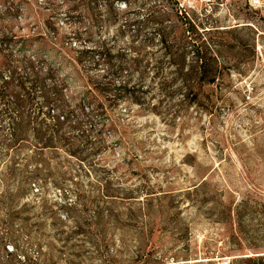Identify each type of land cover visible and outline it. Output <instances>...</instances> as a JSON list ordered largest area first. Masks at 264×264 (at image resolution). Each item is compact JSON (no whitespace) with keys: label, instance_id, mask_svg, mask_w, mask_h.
I'll use <instances>...</instances> for the list:
<instances>
[{"label":"rangeland","instance_id":"374dc122","mask_svg":"<svg viewBox=\"0 0 264 264\" xmlns=\"http://www.w3.org/2000/svg\"><path fill=\"white\" fill-rule=\"evenodd\" d=\"M176 1L0 0V71L40 52L80 97L63 56L74 44L105 55L79 66L104 86L90 150L0 162V264H263L242 259L264 254V0ZM177 8L192 37L232 47L213 115L152 81L154 23L165 11L180 24Z\"/></svg>","mask_w":264,"mask_h":264},{"label":"trees","instance_id":"16d2710c","mask_svg":"<svg viewBox=\"0 0 264 264\" xmlns=\"http://www.w3.org/2000/svg\"><path fill=\"white\" fill-rule=\"evenodd\" d=\"M97 1L89 0L93 3ZM117 1L129 3V0ZM164 1L177 4L176 0ZM166 14L165 11L158 13L159 20L154 23L153 35L160 38L158 44L164 54L152 66V81L160 88L165 85L170 86V89L178 87L169 97H181L183 103L188 102V108L195 107L213 115L220 110L219 100H228L225 98V86L229 77L227 72H231V69L226 67L222 51L232 48L230 42L219 36L206 39L192 37L196 25L180 8L176 9L177 20L181 21L178 25L168 24L170 20L166 19ZM74 38L79 40L77 35ZM74 45L76 49H71V52L76 56L69 57L67 53L63 59L72 66L75 79L83 84L84 91L80 97L79 94L70 95L69 76L60 78L58 69L47 65L45 59L41 62L43 55L40 52L32 61L0 71V162L16 161L21 156L19 152L24 149H30L36 154L35 157L41 158L47 151H62L80 158L85 151L90 150L91 135L88 128L92 126L90 119L93 115L98 117L104 113L105 108L100 100L104 86L98 81L87 79L79 66L84 64L85 58L103 60L104 47L87 49ZM239 63L246 64L240 59ZM150 65L148 63L147 66ZM162 72L163 75L159 76ZM238 74L243 75L242 72ZM135 86H139L138 90ZM135 86L131 90L132 94L144 95L141 93L142 88H151L145 82ZM107 90L111 92L115 89ZM116 90L126 91L122 86ZM140 98L134 99L132 96L131 100L142 107L145 103ZM254 258L257 259L248 257L242 261L259 260L264 264V254ZM212 264L220 263L215 261Z\"/></svg>","mask_w":264,"mask_h":264}]
</instances>
